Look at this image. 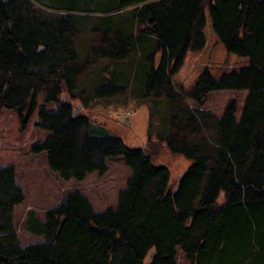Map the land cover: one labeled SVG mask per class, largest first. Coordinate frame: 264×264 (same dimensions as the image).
I'll list each match as a JSON object with an SVG mask.
<instances>
[{
  "label": "trees",
  "instance_id": "trees-1",
  "mask_svg": "<svg viewBox=\"0 0 264 264\" xmlns=\"http://www.w3.org/2000/svg\"><path fill=\"white\" fill-rule=\"evenodd\" d=\"M37 1L62 15L53 18L32 0H0V110L17 112L26 125L42 85L49 86L47 103L60 108L40 110L39 127L50 135L33 153H46L63 180L103 176L106 161L120 157L132 177L117 209L97 213L76 192L44 221L29 212L25 229L44 242L24 247L13 213L25 194L15 167L0 166V264H176L177 249L191 264H264V0H207V6L203 0ZM95 13L103 16L93 29L115 36L117 58H125L126 45L149 51L140 66L146 94L163 92L171 103V79L190 51L201 59L187 98L203 105L212 92H248L239 122L234 104L213 119L214 146L188 138L176 149L169 143L191 162L175 189L168 168L154 166L129 141V128L110 132L68 102L82 74L75 36L91 30ZM99 90L102 98L119 93L113 84ZM182 114L190 128L207 117L197 110Z\"/></svg>",
  "mask_w": 264,
  "mask_h": 264
},
{
  "label": "rangeland",
  "instance_id": "rangeland-1",
  "mask_svg": "<svg viewBox=\"0 0 264 264\" xmlns=\"http://www.w3.org/2000/svg\"><path fill=\"white\" fill-rule=\"evenodd\" d=\"M32 2L35 8L47 10L53 18L62 15L61 12L44 7L37 0ZM203 2V5L207 6L208 1ZM90 8L96 11L95 6ZM132 10V8L126 10L125 14L130 15ZM91 16V30L75 36L78 65L82 69V74L77 80L76 90L69 99L65 97L66 95L61 98L69 100L75 113L88 117L92 124L102 125L110 132L122 126L129 128V141L134 139L136 143L138 142L139 146L152 157L154 166L168 168L170 186L175 189L180 176L189 169L191 162L181 154L174 153L173 148L176 149L180 142L187 140L197 146L210 141L211 146H214L216 134L213 119H222L227 107L234 104L235 118L239 122L248 92H212L207 95L203 105H197L187 98V92L193 88L197 78L201 59L200 54L190 51L179 72L171 79L172 94L175 97L171 103L163 92L146 94L144 83L140 82L145 69L142 70L140 66L145 65L149 51L143 50L140 44L135 50L126 45L125 58H117L118 51L114 52L111 47L115 36L113 34L107 36L105 32L93 29L103 15L95 13ZM137 29L138 26L135 28V36H139ZM152 52L154 50L150 53ZM110 84L119 88L118 95L100 97L99 89ZM48 87L42 85V91L35 101V111L26 125L17 112L6 108L0 110V166L15 167L16 182L25 194L24 202L17 206L13 213V224L19 242L24 247L44 242L43 237L34 236L26 231L25 222L29 212H34L44 221L50 210L58 207L69 195L76 192L84 195L97 213L117 209L119 195L127 188L132 177V170L120 157L106 161L108 171L103 176L93 173L87 175L83 181L63 180L50 170L46 153H33L32 147L50 135L39 127L40 110L45 108L48 112H54L60 108L59 103H47L45 91ZM181 88L184 89V93L181 92ZM186 109L192 112L196 110L205 112L207 115L205 122H198V125L190 128L187 118L182 114ZM27 110L28 108L25 109V113ZM81 134L85 136L87 129L83 128ZM170 142L175 147L171 148ZM176 264H191L179 249Z\"/></svg>",
  "mask_w": 264,
  "mask_h": 264
}]
</instances>
